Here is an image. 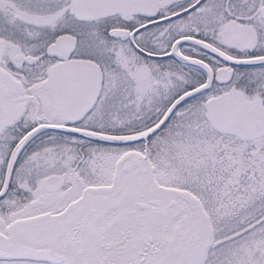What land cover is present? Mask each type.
Here are the masks:
<instances>
[{
	"label": "snow or ice",
	"instance_id": "snow-or-ice-1",
	"mask_svg": "<svg viewBox=\"0 0 264 264\" xmlns=\"http://www.w3.org/2000/svg\"><path fill=\"white\" fill-rule=\"evenodd\" d=\"M0 264H264V0H0Z\"/></svg>",
	"mask_w": 264,
	"mask_h": 264
}]
</instances>
